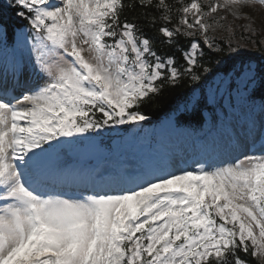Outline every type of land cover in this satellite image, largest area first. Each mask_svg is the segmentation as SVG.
Masks as SVG:
<instances>
[{"label":"snow or ice","instance_id":"1","mask_svg":"<svg viewBox=\"0 0 264 264\" xmlns=\"http://www.w3.org/2000/svg\"><path fill=\"white\" fill-rule=\"evenodd\" d=\"M254 5L264 0H3L0 43L15 25L11 49L28 58L10 86L0 78V264H246L241 252L264 264V152L97 174L100 191L76 199L42 195L37 175L51 151L79 142L61 138L143 128L141 108L164 103L177 132L221 129L198 141L206 156L257 138L264 149V63L214 35H234ZM233 93L258 99L260 118L227 121L221 100Z\"/></svg>","mask_w":264,"mask_h":264},{"label":"rangeland","instance_id":"2","mask_svg":"<svg viewBox=\"0 0 264 264\" xmlns=\"http://www.w3.org/2000/svg\"><path fill=\"white\" fill-rule=\"evenodd\" d=\"M59 2V0H57ZM247 15H242L240 19L248 20L251 17L255 19L254 23L264 24V7L259 5L249 6L243 10ZM19 39V36H17ZM23 56L25 60L28 58L27 51L13 52L11 46L6 43H0V78L8 76L9 71H13L17 61ZM7 74V75H6ZM11 80V78H7ZM234 96L235 93H233ZM225 103L230 106L232 116L237 115L236 109L231 108L233 104L232 99L227 95L224 97ZM237 104L241 103L242 115L247 117H253L259 119L257 114L258 110L253 112H247L243 105L236 99ZM170 117L164 118L156 126H144L138 128L137 125H131L128 133L126 131L121 132V128L126 126H119V129L113 133L115 136L113 140V146L115 148L114 154L105 159V152L101 148L99 137H95L92 140H87L86 143L79 150L76 148V143L62 145L53 151H51L47 157V164L44 167L46 170L51 171L52 175L62 174L68 176L70 174L78 175L79 173L93 171L98 168H110L112 173L123 170L124 167L130 166V170L134 171L144 167L147 164L160 162L164 164L166 162L179 163L181 168H199L200 165L196 164V160L207 161V166H227L233 163L237 157L243 158L246 154L255 153L260 155L264 152L261 149L259 138L257 142L252 145L249 144L242 149L233 150L229 152H220L211 156H206L201 153L198 141L195 137L182 134L175 131L168 126ZM233 125L239 120L229 119ZM241 122V121H240ZM143 123V122H142ZM209 128V126L207 127ZM122 134V135H121ZM119 135H121L119 137ZM62 140L65 138H61ZM206 140V139H201ZM53 143H57L53 141ZM63 148L70 149L74 154L81 151V161L79 163L65 164L60 160V154ZM95 159L93 164L87 163L88 160ZM59 178V176H57ZM42 195H55L61 198H82L87 195H93L100 191L97 187H81L78 180L60 181L56 179L52 182L40 181V189Z\"/></svg>","mask_w":264,"mask_h":264},{"label":"trees","instance_id":"3","mask_svg":"<svg viewBox=\"0 0 264 264\" xmlns=\"http://www.w3.org/2000/svg\"><path fill=\"white\" fill-rule=\"evenodd\" d=\"M171 3L176 4L178 2V0H170ZM184 2H187V0H184ZM3 5V0H0V6ZM224 13H221V15H223ZM130 20H135L136 19V15L130 13L129 17ZM13 19H15L13 17ZM228 21H232V17L229 16L228 17ZM255 19H253L252 17L248 20H242V19H237L235 20L234 24H235V34L234 35H230L226 30L224 29H217V31L215 32V39L218 43L221 44L222 47H224L225 49L228 46L229 41H231L232 45L235 46L237 43H240L242 45H246V57L245 59H251L253 64H257V63H264V53H262L260 51V48H264V43H261L262 41H264V24H258V23H254ZM264 22V20H263ZM251 24V31L246 32L244 30V27L246 25ZM159 26V25H157ZM15 25H12L9 28V33L7 36V42L11 45L12 43V30L13 28H15ZM255 32V35L252 34V32ZM147 34L149 36H154L155 32L154 30H147ZM18 36V35H17ZM244 37V39L242 40L241 37ZM253 41H255V43H253ZM156 50L158 52V54L161 55H166L169 52L168 46L166 44L160 43L158 42L156 44ZM233 104L231 105V108H235L237 115L235 117H233L232 113H231V109L230 106H228L224 99L221 100V104L223 105V110L226 114V120L229 119H236L239 121H243L246 118H248L246 115L243 116L242 115V106L241 103L236 102V96L232 95L231 97ZM245 110L247 112H253L254 110H258L257 114L259 116V105H260V101L257 99L254 105H249V104H245L243 103ZM141 111L146 114L149 117V120H146L144 122L145 125H154L157 124L159 122H161L165 117H169L170 113H171V106L168 103H164V104H156L153 105L149 108H141ZM99 116V114H97ZM126 126V125H125ZM128 126V125H127ZM209 126V124H205L204 127L202 129H199L196 131V134L193 135L195 137H201V138H205V139H211L213 136H219L221 135V129L218 128H207ZM187 127V126H185ZM119 128H113V129H105L102 134L97 135L96 133H87L86 135L89 136H93V137H101L102 140L105 142V144L107 145V147H110L112 140L114 139V135H112L111 133H114L115 131H117ZM110 133L107 137L106 135ZM106 134V135H105ZM109 138V139H107ZM78 140V139H77ZM81 141V139H79V142ZM64 160L67 162L70 161H74L76 159H79V155H77L76 157L71 155V152L69 150H65L64 151ZM240 256L242 259H244L246 261V264H259V258L256 256H252L250 254H245L243 252L240 253Z\"/></svg>","mask_w":264,"mask_h":264},{"label":"bare ground","instance_id":"4","mask_svg":"<svg viewBox=\"0 0 264 264\" xmlns=\"http://www.w3.org/2000/svg\"><path fill=\"white\" fill-rule=\"evenodd\" d=\"M12 73L13 71H9L7 74L8 76L6 78H11L12 80ZM6 74V75H7ZM11 80H8V83H9V86L11 85ZM21 91H23L22 89H18L14 94L15 95H20ZM47 164V161L45 162L44 166L39 170L38 172V177L40 179V181H43V182H52V181H55L56 179H60V181H69V180H78L79 181V185L81 187H96V185L94 183H92L88 177L90 176H94V175H97V174H100V175H110V174H116L118 173L117 171L116 172H113L111 171V169L108 167L107 169L106 168H98L97 170L93 171V173H88V172H85V173H79L78 175H73V174H70L68 176L65 175H62V174H57L56 176L55 175H52L53 173L49 170H46L44 167L46 166ZM130 166H126L123 168V170H126L128 172H132L129 168ZM59 176V178L57 177Z\"/></svg>","mask_w":264,"mask_h":264}]
</instances>
